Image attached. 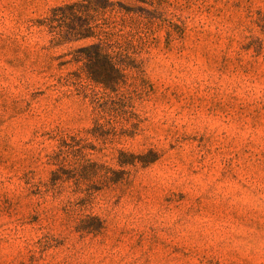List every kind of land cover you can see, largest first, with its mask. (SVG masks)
I'll use <instances>...</instances> for the list:
<instances>
[{"label": "rangeland", "instance_id": "1", "mask_svg": "<svg viewBox=\"0 0 264 264\" xmlns=\"http://www.w3.org/2000/svg\"><path fill=\"white\" fill-rule=\"evenodd\" d=\"M0 264H264V0H0Z\"/></svg>", "mask_w": 264, "mask_h": 264}, {"label": "trees", "instance_id": "2", "mask_svg": "<svg viewBox=\"0 0 264 264\" xmlns=\"http://www.w3.org/2000/svg\"><path fill=\"white\" fill-rule=\"evenodd\" d=\"M87 4L91 3L92 0H84ZM104 2H107V0H102ZM75 5H71L69 7V9H74ZM64 8H59V9H55L53 11V16L49 19V25H52L53 23H56L58 21V18H62L64 20H66V16L65 15H60V16H56L54 15L55 12L59 11V10H63ZM89 36H81L79 38H77L76 40H81V39H85L88 38ZM92 48L96 49L97 52V58H96V62L98 64H100V71L96 72L92 70V66H90L91 59L87 60L88 63L86 64L87 68H88V75L89 78L91 79V81H93L96 84H100L104 87H108L109 85H111L114 81L115 84V78L121 76V65L122 64H118L116 62H113V60H111V58L104 54L102 52V47L99 45L96 46H92L87 48L86 50H90ZM89 65V66H88ZM114 79V80H113Z\"/></svg>", "mask_w": 264, "mask_h": 264}]
</instances>
